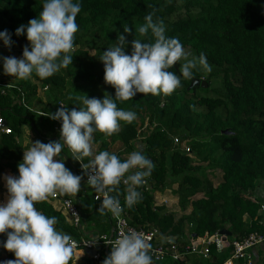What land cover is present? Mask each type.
<instances>
[{
	"label": "trees",
	"instance_id": "trees-1",
	"mask_svg": "<svg viewBox=\"0 0 264 264\" xmlns=\"http://www.w3.org/2000/svg\"><path fill=\"white\" fill-rule=\"evenodd\" d=\"M80 3L73 62L66 67V74L58 72L47 79L32 74L42 88L49 90L47 107L41 111L54 114L60 102L69 110H79L78 107H83L82 95L100 99L105 92L114 98V88L104 83L99 58L118 35H125L126 54H131L133 39H153L150 32L141 38L136 31L149 12L154 13V21L163 22L165 35L178 38L186 51L195 56L203 52L213 70L211 76L203 78L195 72L192 79H182L181 86L171 94L138 93L132 100L117 101L119 108L134 111L137 119L132 123L121 122L119 132L111 136L94 133L93 144L98 145L99 151L107 150L123 159L137 151L139 142L143 154L155 165L147 177L150 187L147 190L141 185L137 189L142 198L131 208L124 204L126 186L119 185V199L132 226L157 228L165 237L176 236L179 240L187 237L192 242L206 235H218L223 240L225 236L220 233L227 231L231 236L226 237V250L219 252L212 244L211 258L206 262L223 264L232 256L233 241L264 234V202H254L248 195L264 192V0H80ZM42 4L43 0H0V31L7 30L11 35L10 49L19 47L22 52L27 46L26 37H17L15 30L37 18ZM124 25L130 29L128 34L123 31ZM91 50L96 55L90 56ZM83 57H88V63ZM75 64L78 67L74 71ZM170 71L179 74L177 65ZM194 78L205 81L208 88L189 90ZM212 78L221 82L215 96H210ZM16 86L24 93L26 106L20 104L22 93L18 89L0 98L1 116L11 130L9 135H0V177L5 170L18 175L17 165L29 146L24 143L25 127L45 143L60 140L55 122L33 109L38 86L29 79ZM146 123L153 129L141 139L140 128ZM117 143L122 146L120 152L114 151ZM186 148L195 156L191 157ZM60 156L77 174L66 146ZM89 159L83 158L86 163ZM216 171L222 173L223 179L218 186L209 179ZM174 184H178L175 193L181 209L192 207L191 213L178 221L174 215L162 213L163 207L157 206L153 195ZM86 191L90 194H81L85 200L77 202L82 214V225L77 229L47 200L35 206L46 216H55L56 228L72 239L89 236L82 228L84 219L93 225L94 235L109 233L113 227L109 215L98 211L99 204L93 200L91 190ZM199 194L203 198L193 199ZM186 224L189 234L185 236ZM4 240L6 236L0 235V244ZM0 250L15 259L2 246ZM262 253L264 247L259 249L257 264H264ZM107 256L104 252L102 261ZM73 261L74 255L70 264Z\"/></svg>",
	"mask_w": 264,
	"mask_h": 264
},
{
	"label": "clouds",
	"instance_id": "clouds-1",
	"mask_svg": "<svg viewBox=\"0 0 264 264\" xmlns=\"http://www.w3.org/2000/svg\"><path fill=\"white\" fill-rule=\"evenodd\" d=\"M80 11V0H43L37 18L15 30L17 37L24 35L28 42L21 58L0 57L4 74L27 80L35 73L40 79H47L72 65ZM153 14L145 15L144 23L136 30L141 38L150 32L153 39H133L131 54H126L125 35H118L99 58L104 83L114 88V98L107 94L103 99L82 95L83 107L79 110L59 105L54 114L47 116L61 124L59 142H30L17 165L18 175L3 177L7 200L0 203V235H5L6 240L0 246L15 259L0 264H70L77 242L56 228L55 216H46L35 206L57 192L75 196L81 191L82 176L77 167L78 175H74L59 158L65 146L72 152L74 162L91 157L87 164H80L86 170L87 185L102 197L98 208L102 215L106 211L114 217L121 215V184L126 186L124 204L128 208L141 200L137 189L151 175L153 162L138 150L123 159L107 150L94 154L93 134L111 136L119 132L121 122L137 119L134 111L119 108L117 101L132 100L138 93L171 94L181 86L182 79H192L195 71L212 70L203 52L191 55L178 38L166 36L163 22L154 21ZM123 31L128 34L130 29L124 25ZM0 42L11 48L7 30L0 31ZM177 64L179 74L170 71ZM109 244L110 254L102 264H153L152 245L143 233L129 229Z\"/></svg>",
	"mask_w": 264,
	"mask_h": 264
},
{
	"label": "built area",
	"instance_id": "built-area-1",
	"mask_svg": "<svg viewBox=\"0 0 264 264\" xmlns=\"http://www.w3.org/2000/svg\"><path fill=\"white\" fill-rule=\"evenodd\" d=\"M16 85L17 84L8 83L0 79V98L6 97L9 93H12L13 90L18 89ZM18 91L22 93L20 94V104L26 106L24 93L19 89ZM61 104L65 106L63 102H60V105ZM37 114H39L40 116H48L44 112H38ZM53 121L56 125V132L60 134V122L56 120ZM9 134H11V130L8 127L7 122L0 115V135ZM68 151L73 158L72 152L69 149ZM185 151L191 154L190 148H186ZM80 163H87L83 159L80 162L75 161L78 173L84 176L86 182V170L81 168ZM143 185L148 190L150 186L147 178H145V183ZM87 188L91 190L93 200L96 203L100 204V199H102V197L89 185H87ZM112 194L114 195V193ZM249 196L254 202H258L259 200L264 202V192H254L249 194ZM52 199L59 203L60 207L58 211L69 218L70 225L76 229L80 228L82 225V214L77 204L78 200L74 199L71 196L60 195L59 193L53 194ZM105 213L109 215L110 220L113 224V227L109 233L97 234L93 236H82L78 240L73 239L77 242V248L75 249L74 255L77 252L86 253V251H96V254L94 256H90L87 253L85 254L87 255V259H89L90 261L89 264H101L103 258L102 254L104 252L107 253V255L110 254L111 245L109 244V241H114L121 233H125L129 229H134L140 233H143L147 241L152 245L150 249V254L153 258V264H162L166 260H170L172 264H189L190 259L194 256H197L199 258L198 264H206V262H208L211 258L209 247L212 244L216 245V248L219 252H223L227 248V246H225L224 244L226 241H224V239L222 240L221 237H219L218 235H216L215 237H209L208 235H206L205 237L199 239L196 242H191L187 246H182L178 244L177 241L169 238L162 241L160 240L162 237L161 233L157 228H137L132 226L130 224L128 213L126 212L123 206L121 215L119 217H114L110 212L107 211ZM262 247H264V234L261 233L252 234L248 238H245L240 241H233L232 256L223 264H254L252 251Z\"/></svg>",
	"mask_w": 264,
	"mask_h": 264
},
{
	"label": "crops",
	"instance_id": "crops-1",
	"mask_svg": "<svg viewBox=\"0 0 264 264\" xmlns=\"http://www.w3.org/2000/svg\"><path fill=\"white\" fill-rule=\"evenodd\" d=\"M30 81H34L32 76L31 78H29ZM33 83H36V81H34ZM32 83V84H33ZM33 85H36V84H33ZM39 91V89H38ZM56 112V111H55ZM26 145V144H25ZM137 145V150L142 152L143 153V149H142V146L141 144H139V142L136 144ZM122 148V147H121ZM119 148L120 150L116 151L114 150L115 152H120L122 151V149ZM128 155V154H127ZM127 155L124 156V158L127 157ZM60 159H63V157H59ZM91 159V157H89ZM54 159H56V157H54ZM73 160V159H72ZM65 162V161H64ZM73 163L75 165V162L73 160ZM65 167H67L69 170L70 168L66 165V162H65ZM76 172V171H75ZM73 173V171H72ZM10 173H7V174H3L2 175V178L5 176V175H8ZM11 175V174H10ZM75 175H78V174H75ZM82 176V181H81V191L79 193H77L75 196H72V195H66V196H71L73 197L74 199H77L78 201L81 199L83 200L85 198V196H80L81 194H90V193H87V185H86V182H85V178L83 175H80ZM3 181V179H2ZM178 184H174L170 189H166L162 192H158V193H154V199H155V202L158 206L160 207H163V211L162 213H165L167 212L168 214H172L174 215L175 217V221H178L179 219H181L183 216H187L191 213L192 211V207L189 206L188 209L186 211H183L179 205V197L178 195L175 193V191H177L178 189ZM177 186V188H176ZM59 193V192H57ZM60 194V193H59ZM4 195L7 196V193H4ZM61 195V194H60ZM201 197H195L193 199H201L203 198V195L202 194H199ZM198 195V196H199ZM5 197H1L0 196V203H5L7 198H5V200H3ZM51 199H52V195H51ZM85 200V199H84ZM83 200V201H84ZM47 201L54 207L55 210H59V203H56V202H53L52 200L50 201L49 198L47 199ZM65 216V215H64ZM66 217V216H65ZM67 221L69 222V218L66 217ZM93 226V225H92ZM90 225V222L89 220H86L84 219L83 220V230L86 231L85 233L89 236H93L94 233L96 232V230ZM141 228V227H140ZM161 233V232H160ZM189 234V226L186 224V227H185V236ZM161 239L162 241H164L165 239L169 238V239H173L175 241H177L178 244L182 245V246H187L188 244H190L192 241L190 239H188L187 237L179 240L178 237L176 236H171V237H168L166 235H162L161 234ZM178 239V240H176ZM259 249H255L254 251H252V257H253V262L254 264H257L258 260H259ZM86 253H83V252H77L75 255H74V261H73V264H89L90 261L89 259H87V255H85ZM261 256V255H260ZM262 257V256H261ZM199 258L197 256H194L190 259V263L189 264H198ZM6 260H12L10 259L5 252L1 251L0 250V261H6ZM236 264H239V263H236Z\"/></svg>",
	"mask_w": 264,
	"mask_h": 264
},
{
	"label": "rangeland",
	"instance_id": "rangeland-1",
	"mask_svg": "<svg viewBox=\"0 0 264 264\" xmlns=\"http://www.w3.org/2000/svg\"><path fill=\"white\" fill-rule=\"evenodd\" d=\"M73 52H74V49H73L72 53ZM187 52H189L191 55L195 56V54H193V52H190V51H187ZM89 55L90 56L96 55V51L95 50H91L89 52ZM8 56H14L16 58H21L22 52H21L19 47H16L14 49L5 48L3 43L1 42L0 43V57H8ZM83 58H84V61L88 63V60H89L88 57L87 58L83 57ZM98 64H102V63L100 61H98ZM77 67L78 66L75 64L73 66V70L74 71L77 70ZM177 68L179 69V64H177ZM195 72H199L203 76V78H207L208 76L212 75L213 70H211V72H205L203 70H197ZM59 73H61L62 75H65L66 74V68L61 69L59 71ZM0 79L4 80L5 82L12 83V84H18L21 81V80H17L15 78L9 77V76L4 74L2 61H0ZM33 80L35 81V79H33ZM34 81H31V83H33ZM211 83H212V91L210 93V96H215L214 92H217L218 90L221 89V82H220V80L218 78H212L211 79ZM33 84H36L38 86V89H39V91L37 92V99H35V103H34V106H36V108L33 107V109L35 111H37V112H42L43 113V111H41V110L47 107V104H48V102H47L48 101L47 94L49 93V90L47 88L46 89L42 88L41 84L39 82H37V81H36V83H33ZM100 87L104 88V86H102V85H100ZM105 94H107V93L104 92L103 96H101L100 99H103ZM59 105L60 104L55 106L56 108H55L54 111H56L57 108L60 107ZM0 115H1V112H0ZM147 126H148V124L146 123L142 128H140V137H141V139L142 138H146V137H148L151 134V130L153 128L151 129V128H148ZM141 139H140V141H141ZM37 140H39V139L35 136V134L32 132V130H30L28 127H25L24 143L29 145L30 142H35ZM39 141H41V140H39ZM41 142L45 143L43 141H41ZM121 147H122L121 144L117 143V144L114 145L113 148H114V150L118 151V150H120L119 148H121ZM98 152H99L98 145H94L93 153L95 154V153H98ZM194 156H195V154L191 150V157H194ZM70 171L72 172L71 168H70ZM7 173H10L11 175L14 176V174L11 173V171H9V170H5L3 174H7ZM10 174H8V175H10ZM2 179L3 178L1 176L0 177V196L1 197L3 196L5 198H7V196L4 195V193H7V190H6V187L4 185V181H2ZM209 179H210V181L213 182V184L215 186H218L221 182H223L222 173L220 171H216V172L210 174L209 175ZM177 186H176V188H177ZM249 194L250 193H248V195ZM197 197L199 198L201 196L199 195ZM5 198L3 200H5ZM49 200L50 201L52 200L53 202H56L53 199H51V196L49 197ZM56 203H58V202H56ZM246 218H247V216L244 218V220ZM263 254L264 253H262V255ZM162 264H172V262L170 260H166Z\"/></svg>",
	"mask_w": 264,
	"mask_h": 264
},
{
	"label": "water",
	"instance_id": "water-1",
	"mask_svg": "<svg viewBox=\"0 0 264 264\" xmlns=\"http://www.w3.org/2000/svg\"><path fill=\"white\" fill-rule=\"evenodd\" d=\"M195 87H202L204 89H207L208 88V84L205 81L201 80V79L194 78L192 80L190 86H189V90H191V89H193ZM226 133L228 134V132H226ZM220 234L225 236L224 237V241H226V237H228V236L230 237L231 236V234L229 232H227V231H222ZM86 253L88 255H90V256H94L96 254V251L91 250V251H86Z\"/></svg>",
	"mask_w": 264,
	"mask_h": 264
}]
</instances>
